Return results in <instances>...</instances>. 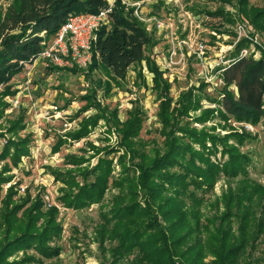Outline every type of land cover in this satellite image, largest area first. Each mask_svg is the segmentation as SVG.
I'll use <instances>...</instances> for the list:
<instances>
[{"label":"trees","instance_id":"trees-1","mask_svg":"<svg viewBox=\"0 0 264 264\" xmlns=\"http://www.w3.org/2000/svg\"><path fill=\"white\" fill-rule=\"evenodd\" d=\"M216 1L222 6L236 1L234 6L239 12L248 19L252 15V22L264 31V3L262 7L249 8L250 0ZM107 5V0H13L6 12L0 13V87L21 71L25 63H33L43 43L55 35L69 15L98 13ZM222 6L208 14L228 17ZM127 8L122 0H116L109 24L99 29L93 44L89 73L100 67L118 83L126 79L131 66L145 62L152 75L153 89L161 100L158 119L164 151H140L137 137L144 114L136 107L125 122L115 119L121 135L119 148L107 150L105 158L85 168L80 173L82 182L70 172L55 173L56 180L64 183L57 200L74 210L101 202L114 171V163L108 156L123 149L125 153L119 157L122 170L113 181L114 186L120 188V205L109 212L102 211L96 229L102 244L106 240L117 241L112 249L113 263L133 255V264H179L177 258L189 264H209L205 259L212 254L215 257L212 264H238L255 227L264 228V217L257 218L255 213L256 207L264 206V185L250 177L251 159L240 148L251 134L233 130L228 121L258 124L264 118V56L260 59L241 56V50L249 46V41L242 40L230 53L233 60L222 72L223 84L217 89L216 98L208 96L206 90L210 83L202 80L175 102L169 78L164 77L165 72L156 60L146 55V49L152 50L159 40L134 14L135 8ZM8 94L13 93L8 90L2 93ZM204 100L209 103L205 105ZM0 106L6 104L0 100ZM190 112L194 113L191 119L182 120ZM22 119L11 125L12 134L17 135L18 129L23 127ZM209 122L213 123L207 127ZM196 123L202 127H197ZM97 124L98 119L91 117L69 136L79 140ZM228 128L230 131L225 135L216 132ZM65 142L59 140L55 151ZM29 144L30 136L4 144L0 140V160L10 157L17 164L22 155L28 154ZM83 160L73 157L71 164H81ZM8 170L5 167L0 172V193L2 186L12 178L4 175ZM135 170L139 174L131 175ZM90 175L93 180L89 181ZM221 178L227 179L230 185L216 201L222 208L221 226L213 227L214 221L203 225L205 194L212 191ZM12 188L2 199L0 195L2 212H5L3 225L7 228V238L0 240V264H44L45 260L58 257L61 248L57 241L63 234L59 209L46 208L42 196L15 203ZM234 221L239 225L237 231ZM3 232L1 227L0 236ZM216 235H220V241ZM19 252L23 253L22 257L8 260Z\"/></svg>","mask_w":264,"mask_h":264},{"label":"rangeland","instance_id":"rangeland-1","mask_svg":"<svg viewBox=\"0 0 264 264\" xmlns=\"http://www.w3.org/2000/svg\"><path fill=\"white\" fill-rule=\"evenodd\" d=\"M140 1L145 6L146 16L154 14L158 17H165L168 15L167 21L173 26L175 33L172 38L167 35L168 39H164L160 33L154 34L159 42L152 50L147 48L146 55L152 59L156 55L160 56L159 63L165 67L168 64L166 61L169 49H171L170 45L172 49L179 50L183 47V50L187 51L183 59L176 55L174 57L176 63L170 64L172 68L170 71L173 75L168 80L172 84L171 96L175 102L191 86L199 85L200 76L211 80V87L206 91L208 96L216 98L217 89L221 84L217 78L218 74L211 69L220 63L225 53L227 55L231 53L228 49L232 45L247 40L249 46L245 48L249 49L248 56L252 55L256 59L264 56V31L252 22V15L248 19L239 12L234 6L236 1L223 6L216 0ZM12 2L13 0H0V13L4 14ZM263 3L264 0H250L249 8L262 7ZM221 6L228 13V17L208 14V12H216ZM127 7L130 8V6ZM189 12L200 15L204 21L200 22L193 15L189 16ZM228 19H232L233 22ZM196 22L199 25L197 27H195ZM242 23H246L249 34L239 38L238 26ZM182 39H185L188 44H182L180 42ZM202 40L206 45L208 56L200 61L193 53L196 43ZM52 41L53 37L46 41L45 46H49ZM89 71V68L79 71L62 69L55 65H47L43 59H39L33 63H25L21 71L0 87V100L6 104V106H0L1 143H7L8 140L18 141L20 138L30 136L28 154L22 155L17 164L10 157L0 160V172L8 167L9 170L4 175L12 176L11 180L2 186L1 199L9 193L8 189L13 187L15 203L24 198L34 200L42 196L46 201V208L56 206L59 209L58 220L63 226V234L57 244L61 248V254L56 258L45 260L44 264H133V255L123 258L119 263H113L112 249L117 245V241L106 240L102 244L96 234L97 225L102 219L101 212H109L116 205H120L118 200L120 188L114 186L113 181L120 176L122 167L119 164V157L125 151L121 149L109 154V159L114 163V171L105 196L101 202L83 210L69 209L58 202L60 189L64 187V183L56 180L55 173L70 172L82 182L83 174L80 173L85 168H91L98 163L100 158H105L107 150L119 148L121 135L116 128L115 119L120 123L125 122L129 117V112L136 107L144 114L142 129L137 137V141L141 143L140 151L144 153L153 149L164 151V137L160 134L161 124L158 119L161 100L157 91L153 89L152 75L148 72L145 62L142 65L131 66L126 79L118 83L100 67L91 73ZM164 77L167 79L168 76L164 75ZM5 90L13 94L2 95ZM16 99L21 101L19 108L13 105ZM204 103L207 105L209 102L204 100ZM193 114L190 112L188 116H183L182 120H190ZM91 117L97 118L98 124L91 128L87 136L79 140L69 136L77 132ZM20 118H23L21 122L23 127L18 129L17 135L12 134L11 125ZM215 121L218 122V119ZM212 123H207V127H210ZM228 123L235 131L251 134V138L245 141L240 148L251 159L248 167L250 177L264 185V118L258 124H252L253 131L245 130L241 123L233 120ZM195 125L202 127L197 123ZM229 129L226 131L217 129L216 132L225 135L229 133ZM62 139L66 141L65 144L55 151L54 148ZM73 157L85 160L81 164H71ZM220 158L219 153L218 159ZM127 160L130 161L129 154ZM133 161L137 163L139 159ZM135 174L138 175L139 171L135 170L131 175ZM88 179L93 180V176L90 175ZM232 185L234 186L235 183L233 182ZM229 186L228 180L221 178L215 184L214 189L205 194L203 225L214 221L213 227L221 226L219 215L222 208L216 204V201L229 189ZM139 201L143 202L142 195ZM2 206L0 202V228L4 229L0 240L3 242L7 238V228L3 225L5 212H2ZM255 213L257 218H263L264 206L256 207ZM238 226L235 222L236 231ZM261 230L255 227V232L242 250L238 264H264V228ZM216 236L220 241V235ZM22 256L23 253L19 252L8 260ZM214 259L215 257L209 254L205 261L212 264ZM177 261L179 264H189L184 259L177 258Z\"/></svg>","mask_w":264,"mask_h":264},{"label":"built area","instance_id":"built-area-1","mask_svg":"<svg viewBox=\"0 0 264 264\" xmlns=\"http://www.w3.org/2000/svg\"><path fill=\"white\" fill-rule=\"evenodd\" d=\"M122 1L126 6L135 8L134 14L140 21L144 22L148 31L154 32L155 35L160 33V35H162L164 39H168L167 35H170V38L174 37L175 33L173 30V26L169 23V21H167L168 15L165 17H158L152 13L153 15L146 16V11H144L145 6L142 5L140 0ZM107 2L108 5L101 8L98 13H74L69 15L67 21L58 29V31L53 36L52 43L49 46H45V43H43L44 47L38 54L37 58L34 59V61L43 59L47 65H55L62 69H87L92 62V49L93 44L97 41L98 31L102 26L109 24V15L115 7L116 0H107ZM188 15H193V17L200 22L201 20L204 21V19H201L202 17L200 15H195L192 12H189ZM197 23L198 22L195 23V27L199 26ZM246 28V23H242L238 26L239 38L248 36L249 31L247 32ZM180 42L182 44H188L185 39L180 40ZM234 47L235 45H232L228 50H231L232 52ZM170 48L171 49H169L168 52L169 56L167 57L166 61L169 65L166 64L167 66L162 67L159 63L160 56L156 55V57H153L160 69L165 72V75L168 76V78H171V75H173L170 71L172 70L170 64L176 63L174 61V57L176 55H179L180 59H183L184 56H186L187 52L183 50V47L177 50L176 48L172 49V45H170ZM248 53L249 49L244 48L241 50L240 55L248 56ZM193 54H196V57L200 61H203V59L208 56L206 45L203 40L196 43V49ZM232 60L233 59L230 56V53L229 55L225 53L220 63H218L217 65H215V67H212L213 69H211L215 72V74H218L217 78L220 81L221 85L223 84V81L221 80L222 72ZM200 78L201 81L205 80L206 82L210 83L211 87L212 83L210 79H208L207 77L205 78L204 76H200ZM13 105L16 108H19L21 106V101L19 99H16L13 102ZM241 125L245 128V130H254V126L250 123L241 122Z\"/></svg>","mask_w":264,"mask_h":264}]
</instances>
